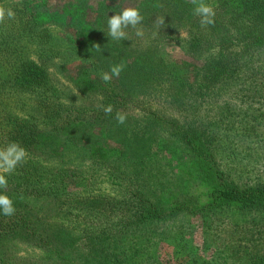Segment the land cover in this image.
Returning <instances> with one entry per match:
<instances>
[{
    "label": "trees",
    "instance_id": "1",
    "mask_svg": "<svg viewBox=\"0 0 264 264\" xmlns=\"http://www.w3.org/2000/svg\"><path fill=\"white\" fill-rule=\"evenodd\" d=\"M109 1L106 11L105 0H0L16 12L0 24V147L15 141L27 151L0 189L16 208L0 212V264H131L122 250L127 235L179 212L255 209L264 220V179L238 185L219 160L235 138L262 141L254 127L233 128L230 101L245 94V77H234L242 55L227 54L237 44L247 53L259 47L261 66L247 76L264 93V0H205L215 23L195 33L189 0H138L131 6L143 17L142 34L129 27L122 41L106 35L107 19L129 5ZM232 21L238 42L221 38L225 48L213 50ZM167 39L186 40L188 59L159 55ZM120 63L119 77L105 83L101 73ZM117 111L127 113L124 124ZM173 154L184 161L183 187L193 178L208 188L204 203L162 197L170 182L153 162ZM85 246L90 253L80 251Z\"/></svg>",
    "mask_w": 264,
    "mask_h": 264
},
{
    "label": "rangeland",
    "instance_id": "2",
    "mask_svg": "<svg viewBox=\"0 0 264 264\" xmlns=\"http://www.w3.org/2000/svg\"><path fill=\"white\" fill-rule=\"evenodd\" d=\"M95 0H88L94 4ZM118 1V0H117ZM109 0H105L104 9H108ZM138 0H125L129 6L137 3ZM119 3V1H118ZM120 10L123 6L119 5ZM199 20V17H198ZM239 21H232L225 26V31L217 36V45L212 49L219 51L225 46L220 45L221 38L226 40L232 38L231 43L238 42ZM198 21L195 28L188 26L194 33L204 30ZM226 33V34H224ZM215 44V43H213ZM238 44L231 46L227 56L235 51L242 55L239 64L243 67L241 75H234L235 78H244L243 95H236L231 98L228 112L236 113L233 118V128L238 126L244 128L254 127L260 132L262 141L248 142L249 139L232 140L233 147L224 153L220 163L225 167L227 176L238 185H250L264 179V93L256 90L260 86L258 78L253 82L249 76L251 69L261 66L256 51L259 47L249 46L244 52L238 48ZM211 48V47H210ZM209 48V49H210ZM188 42L186 40L167 39L158 47V53L165 59H188ZM253 50V52H252ZM264 55V46L259 49ZM228 59V58H227ZM64 79V75L61 76ZM214 115V111H208L207 116ZM245 121L237 122L235 117ZM219 123V122H215ZM220 124L217 129L221 135L229 131ZM259 136V137H260ZM243 141V143H241ZM220 144L223 143L220 141ZM243 144V145H242ZM228 145V144H227ZM225 145V146H227ZM184 161L180 155H160L158 161L153 162V170L161 181L170 182L168 192L162 193L165 200L169 196L186 198L196 201L199 204L207 200L208 188L193 178L187 182L181 178L184 176L182 169ZM184 176L183 178H185ZM185 188V189H184ZM184 190H187L185 195ZM176 199V198H175ZM172 207L174 198L167 200ZM259 210L241 211L233 207H222L211 212L189 215L179 212L166 220H156L147 225V233L139 231L127 235L122 245L123 252L131 256V264H264V220L258 217ZM83 253H90V246L80 250ZM91 263V262H90ZM89 263V264H90Z\"/></svg>",
    "mask_w": 264,
    "mask_h": 264
},
{
    "label": "clouds",
    "instance_id": "3",
    "mask_svg": "<svg viewBox=\"0 0 264 264\" xmlns=\"http://www.w3.org/2000/svg\"><path fill=\"white\" fill-rule=\"evenodd\" d=\"M194 6V15L199 17V23L202 27L214 25L215 23V10L214 8L205 3V0H189ZM16 18V12L12 7H5L0 5V24L6 21H13ZM142 15L140 10L135 6H125L119 12L108 15L107 26L108 30L106 35L114 41H122L128 38L125 29L131 27L137 29L136 34L141 35V30L137 27L142 22ZM163 21H161L162 23ZM97 51L101 50L99 44L95 45ZM124 65L113 64L108 71L101 73V79L105 83L111 82L112 78L119 77L123 71ZM105 115H111L113 108L112 105H102ZM117 123L124 124L127 120V113L117 111L115 115ZM27 158V151L18 142L12 141L0 147V189H7L8 180L6 174L15 172L18 166L24 164ZM22 199V197H20ZM16 208L12 197L6 191H0V212L5 216H12L15 214Z\"/></svg>",
    "mask_w": 264,
    "mask_h": 264
}]
</instances>
